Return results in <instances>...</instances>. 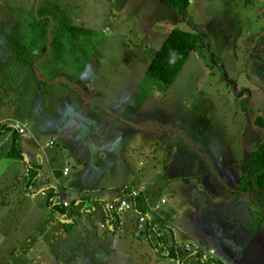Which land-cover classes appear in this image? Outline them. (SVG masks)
Wrapping results in <instances>:
<instances>
[{"label":"rangeland","instance_id":"1","mask_svg":"<svg viewBox=\"0 0 264 264\" xmlns=\"http://www.w3.org/2000/svg\"><path fill=\"white\" fill-rule=\"evenodd\" d=\"M185 17L158 0H0V115L24 123L20 139L51 155L43 169L56 180L67 160L68 202L76 189L128 199L117 187L128 179L183 255L264 264V208L234 190L261 138L252 119L256 107L264 116V0H188ZM171 28L200 39L165 85L144 69ZM4 145L0 264H194L191 253L156 255L129 206L117 240L87 236L100 230L96 209L89 231L58 236L60 217L47 229L37 196L4 187L23 171Z\"/></svg>","mask_w":264,"mask_h":264},{"label":"trees","instance_id":"2","mask_svg":"<svg viewBox=\"0 0 264 264\" xmlns=\"http://www.w3.org/2000/svg\"><path fill=\"white\" fill-rule=\"evenodd\" d=\"M158 1L177 11L181 17L184 18L187 23H189L185 17V8L188 4V0ZM199 39V33L195 31L194 28L192 31L171 28L165 34L159 47L146 64L144 69L145 75L149 78L159 81L162 84H170L183 66L189 54L198 48ZM252 125L264 132V116H254L252 119ZM6 128L7 127L5 126H0V133ZM18 136L19 135L15 131L11 132L6 155L8 157L20 160L21 149L17 141ZM28 172V180H30L34 176L35 170L29 168ZM234 190L236 192L244 193L250 198L252 203H257L258 207L264 208V134L256 148L251 153L250 157L247 159L239 176L237 177L234 184ZM80 197L83 200H86L88 198V194L81 195ZM47 204L49 205L48 202ZM132 204H134V206L133 209H131L134 211L136 216L139 213H145L144 208L139 201V197H136L131 205ZM74 207L75 205L73 204V200H71L69 205L66 207L62 206L60 203L49 205L50 210L59 215H69ZM113 214L115 213L113 212ZM257 223L259 224L260 221ZM143 232L149 237V240L156 252L165 258L182 262L187 258L188 254L191 253L190 251L189 253H185L183 255V251L178 249L174 241H171V243L167 244L164 236L158 233L156 225H154V223H152L150 220H145V229ZM153 237L158 240V242H153ZM191 257L193 258L194 264H224L220 259L205 255L199 249L195 250L194 253H191Z\"/></svg>","mask_w":264,"mask_h":264},{"label":"crops","instance_id":"3","mask_svg":"<svg viewBox=\"0 0 264 264\" xmlns=\"http://www.w3.org/2000/svg\"><path fill=\"white\" fill-rule=\"evenodd\" d=\"M44 49H45L44 47L41 48V53L44 52ZM257 91H258V88L255 89L254 91H252V93L257 92ZM248 98H249V96H248ZM256 109H257L256 114L260 113L258 111L257 107H256ZM258 115H260V114H258ZM10 116L11 115H4V116L0 115V126L7 127L5 130H3L0 133V140L5 142L3 149H5L4 150V156H6V157H8L6 155V151H7L8 146H9V140H10L11 132L15 131V130H11L9 128V125L13 122H17V121L11 120ZM18 123L23 126V132L17 133L15 131L19 135L17 141H18V145L21 149L20 150L21 159L20 160L16 159V162L18 164H21V166L23 167V171H21V172L15 171L16 173H12V174L10 173L9 181L7 182V186H4V187H8L10 184H11V186L16 184L14 187L21 186L22 194L25 196H28L29 201L34 200L37 196V198H38L37 201L39 203H41L40 204L41 213L47 214L50 218V219H47L44 221V224L49 223L46 226L47 229H48V225H49V228L52 227L51 226L52 222H56V221H59L61 219L60 221L63 223L62 227L64 229L61 231V235H58L60 237L65 236L68 233H71V231L77 226V224H81V228H82L81 230L82 231L83 230L89 231V229H88L89 225H88V223H86V220L90 218L93 211L96 209L97 210V218H98L97 223H98V225H100L102 223V224H104V226L99 227L100 230L98 231V233L90 231V232H88L87 236L89 238H95V239L99 238V240L100 239H106L107 237L111 240L119 239V237H118L119 235H116L115 233L117 232V230L121 226L120 225L121 224L120 218L122 217V214L121 213H115L116 215L112 214V220L107 221L105 219L104 213H103L104 204L115 198V196L117 195L116 190H115V192L113 190L112 194L109 196V198H107L108 199L107 200V199H102L100 197V195L92 194L90 189H76V192L74 194L71 193L72 194L71 200H73V204L75 205V207L72 210V212H70L69 215L68 214H60L59 215V214L50 210L49 205L47 204L46 198L39 194V190L40 189H45L46 191H48V190L55 191L56 190L60 194V196H62V197H63V195H62L63 190L66 189V190L70 191L69 190L70 187L68 188L67 185H65V182L64 183L62 182V180L66 178V176L68 175V172H69V167H67V165H68L67 160L64 159L62 161V164L60 167L61 176H63L62 177L63 179L62 180H56V178H54V175L50 171L48 174L47 171H45V169H43V164L44 163L47 164L49 162L48 160H51V155L48 153H42L40 148L37 147L36 145L34 148L31 145L27 144V142L25 140L20 139V137L22 138V135L26 132V126L24 125V123H20V122H18ZM257 130L260 131L259 129H257ZM21 140H22V142L20 143ZM62 141L66 142V140H62ZM47 142H45V143H47ZM258 142H259V139L256 142V144ZM45 143H44L45 147L50 146L52 144L51 143V144L45 145ZM62 147L65 148L66 144L62 143ZM91 156H92V154H90L89 159H91ZM67 157H69V156H67ZM8 158H11V157H8ZM76 158L81 159L82 157H76ZM91 164H92V161H91ZM25 166H28L29 168H32L35 170L34 176L30 180H28L26 175L24 174ZM64 167L67 168L66 174H62V170ZM123 183L130 184L131 182H129L128 179L124 180V182L118 184L117 187L121 186V184L123 185ZM4 187H2V188L4 189ZM22 194H20V196H22ZM87 194H88V198L86 200H83L80 197L81 195H87ZM62 199H64V197ZM71 200H69V202ZM103 200H107V201H103ZM127 200L129 201L130 199L128 198ZM155 204H153V206ZM143 208H144V211L146 213L145 207H143ZM146 214H147V220L149 218V220L153 223L152 218L149 216V214L148 213H146ZM58 217H60V219H57ZM55 218H56V221L54 220ZM163 226H167L168 229L170 230L171 235L173 234L172 228L169 227V225H163ZM105 227L107 228L106 230L104 229ZM60 228H59V224H57L56 231L57 230L59 231ZM79 232H81V231H79ZM49 235H50V233H49ZM173 238H174V236H173ZM149 242H150V240H149ZM152 248L154 250V253H156V255H159L153 246H152ZM163 258H165V257H163ZM165 259H169V258H165Z\"/></svg>","mask_w":264,"mask_h":264},{"label":"built area","instance_id":"4","mask_svg":"<svg viewBox=\"0 0 264 264\" xmlns=\"http://www.w3.org/2000/svg\"><path fill=\"white\" fill-rule=\"evenodd\" d=\"M9 128L11 130H15L17 133H22L23 132V126L20 125L18 122H13L9 125ZM51 144V141L45 143V145ZM25 171L29 170L28 166H25L24 168ZM67 168L64 167L62 170V174H66ZM124 189H127V194L129 197V201L123 197H116L108 202H106L104 204L103 207V213H104V217L107 221H111L112 220V214L114 213H121L123 210H125L128 206L130 208L133 209L134 204L131 205V203L134 202V199L136 197H138L141 194V189H139L138 187H130L128 188L127 184H123L120 187V191L123 192ZM39 194L41 196H44L47 200V202L49 203V205H53L55 203L57 204H61L62 206L66 207L69 205V202L65 199H62L60 194L55 190H48L46 191L45 189H40L39 190ZM130 202V203H129ZM164 199L163 198H159L157 203L154 205V209H157L160 205V203H163ZM147 219V214L146 213H139L137 214V220H136V224H137V228L139 231L144 230L145 229V220ZM104 224H100V226L102 227ZM208 252H212V249H209Z\"/></svg>","mask_w":264,"mask_h":264},{"label":"flooded vegetation","instance_id":"5","mask_svg":"<svg viewBox=\"0 0 264 264\" xmlns=\"http://www.w3.org/2000/svg\"><path fill=\"white\" fill-rule=\"evenodd\" d=\"M256 115H258V114H256ZM256 115H255V116H256ZM260 133H261V138H262V137H263V134H264V132L260 131ZM261 138H259V141L261 140ZM258 143H259V142H258ZM258 143H257V144H258ZM255 148H256V147H255Z\"/></svg>","mask_w":264,"mask_h":264}]
</instances>
